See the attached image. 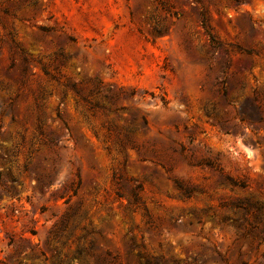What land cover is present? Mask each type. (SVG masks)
<instances>
[{"label": "rangeland", "instance_id": "374dc122", "mask_svg": "<svg viewBox=\"0 0 264 264\" xmlns=\"http://www.w3.org/2000/svg\"><path fill=\"white\" fill-rule=\"evenodd\" d=\"M200 1L0 0V264H94L72 257L88 230L117 264H264V240L255 249L201 215L237 198L264 204V0ZM96 86L136 93L109 111ZM142 117L138 147H121ZM202 160L218 170L188 163ZM136 186L142 205H129ZM70 210L59 244L50 232Z\"/></svg>", "mask_w": 264, "mask_h": 264}, {"label": "trees", "instance_id": "16d2710c", "mask_svg": "<svg viewBox=\"0 0 264 264\" xmlns=\"http://www.w3.org/2000/svg\"><path fill=\"white\" fill-rule=\"evenodd\" d=\"M197 3H200V0H195ZM236 5L241 4V0H232ZM204 8V5L201 4V9ZM5 13H8L7 11ZM151 21L153 23V33L156 35V37H161L165 33H167V30L160 26V23L158 20L151 18ZM199 23L201 28L203 29L204 34L207 36L209 45L212 49L217 50L221 48L220 43L214 38V36L211 33V30L209 28L208 20L205 16V10L201 11L199 14ZM27 58H22V75H25L27 72ZM39 64V63H38ZM40 69L44 76L50 77L52 79H55L52 77L49 72L47 71V68L45 66H40ZM74 93L76 95H80L79 92L75 90L74 85L70 86ZM8 89L1 88V92H6ZM221 94L226 102L230 101V94L228 89L225 86H222L221 88ZM135 90H130L128 92H124V96H120L118 93L112 91L111 88H101L99 86H96L94 90L91 91L90 95H98L101 99L106 101L110 106H113V109H109V111H118L119 108H117V103L121 99V97H127V99H132V97L135 95ZM83 101H85L89 106L90 109H100L99 102H92L87 99V97L82 98ZM121 109V108H120ZM215 109L208 110L205 108L206 115H212L214 113ZM142 123L138 126H131L126 129V134L124 135V140L119 142V145L121 147H124L125 145L130 146L132 149H136L138 146H136L131 138L132 134L140 129H144L147 127V121L144 117L141 118ZM134 121V118L131 119V122ZM242 124H246L245 120H240ZM248 125V124H247ZM248 127V126H246ZM39 129H41V126H39ZM189 165L192 166H200V167H207L210 169H217V166L214 164V162H211L209 160H202L198 162L197 164H194L193 162H188ZM25 171H28V164L24 167ZM37 182L40 183V180L37 179ZM174 184L176 188L179 190L181 196L183 198H191L193 193L196 191L195 188L187 187L181 184L178 181H174ZM222 184L228 185L231 189H245L247 186L239 182L237 180H234L229 177H224V180L222 181ZM141 190L140 186H136L132 190H130V196L131 201L128 202L129 205L136 206L138 204L142 205L140 198L138 196L139 191ZM73 195L75 194L74 190L72 191ZM118 197L121 198L122 195L118 194ZM221 207H229V213H224L222 215L220 214H208L209 209L203 210L201 212V215H207L211 217V219H216L217 222L220 225H229L231 227L236 228L238 230V234H240L241 238H246L250 240V245L253 246L255 249L259 246L261 241L264 240V204L263 202L253 201L250 198L245 199H235L229 204L227 203H221ZM74 213L72 210L67 211L60 220L53 226V229L51 230L50 234L53 236V239L59 243H64V231L67 228V225L71 218L73 217ZM147 215V213H146ZM191 217L196 220L197 223L201 222V218L192 212ZM177 219H175L174 222ZM92 235V231L88 230L86 231L85 236L83 237V243L78 244L75 250L72 253V257L81 258L86 257L94 264H117V256L112 255L108 250L101 251L100 248L96 245V243L92 239H87V237H90ZM144 264H159L158 260L151 261L147 257H143ZM173 264H179L176 262H173ZM182 264H204V262L199 261L198 259H193L190 262L182 263ZM240 264H245V262L241 261Z\"/></svg>", "mask_w": 264, "mask_h": 264}]
</instances>
